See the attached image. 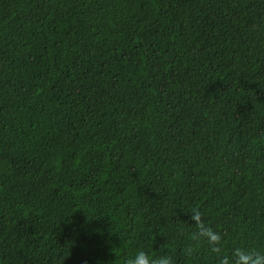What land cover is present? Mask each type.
Here are the masks:
<instances>
[{"label":"trees","instance_id":"trees-1","mask_svg":"<svg viewBox=\"0 0 264 264\" xmlns=\"http://www.w3.org/2000/svg\"><path fill=\"white\" fill-rule=\"evenodd\" d=\"M264 264V0H0V264Z\"/></svg>","mask_w":264,"mask_h":264},{"label":"clouds","instance_id":"clouds-1","mask_svg":"<svg viewBox=\"0 0 264 264\" xmlns=\"http://www.w3.org/2000/svg\"><path fill=\"white\" fill-rule=\"evenodd\" d=\"M240 259L244 262V264H248V257L241 255ZM127 264H171V260L167 256H161L158 258H150L143 251H138L134 259H131L127 262ZM251 264H261L260 258L252 261Z\"/></svg>","mask_w":264,"mask_h":264}]
</instances>
